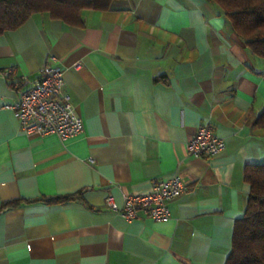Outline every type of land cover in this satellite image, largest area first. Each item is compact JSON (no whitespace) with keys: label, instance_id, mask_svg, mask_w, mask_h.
<instances>
[{"label":"crops","instance_id":"obj_1","mask_svg":"<svg viewBox=\"0 0 264 264\" xmlns=\"http://www.w3.org/2000/svg\"><path fill=\"white\" fill-rule=\"evenodd\" d=\"M81 17L34 13L0 33V205L23 200L0 211V264H225L245 167L264 162V58L210 0H112ZM54 63L83 121L64 140L23 132L11 108L16 77ZM204 123L225 142L210 158L186 152ZM175 171L185 191L164 221L104 204Z\"/></svg>","mask_w":264,"mask_h":264},{"label":"trees","instance_id":"obj_2","mask_svg":"<svg viewBox=\"0 0 264 264\" xmlns=\"http://www.w3.org/2000/svg\"><path fill=\"white\" fill-rule=\"evenodd\" d=\"M112 0H0V33L19 27L34 13H47L69 25H82L83 9L104 10ZM223 10L234 31L248 49L264 58V0H210ZM255 124L264 129V109ZM243 179L249 184L244 214L233 226L231 247L225 264H264V162L245 167ZM76 195L42 196L46 203H63ZM23 200L10 199L0 211L19 206Z\"/></svg>","mask_w":264,"mask_h":264},{"label":"built area","instance_id":"obj_3","mask_svg":"<svg viewBox=\"0 0 264 264\" xmlns=\"http://www.w3.org/2000/svg\"><path fill=\"white\" fill-rule=\"evenodd\" d=\"M79 68L80 63H73ZM6 80L15 75L10 67L1 72ZM63 69L58 64H45L34 78L17 76L11 83L18 99L11 106L21 130L27 134H55L61 140L78 134L83 129L82 118L70 102V96L64 91ZM225 147L222 137L217 135L208 124H200L192 138L186 144V152L191 156L213 157ZM185 191V184L179 174L157 179L151 189L144 193H125L118 205L112 195H106L104 204L114 213L127 221L137 219L139 211L154 221H164L169 217L170 200L179 197Z\"/></svg>","mask_w":264,"mask_h":264}]
</instances>
